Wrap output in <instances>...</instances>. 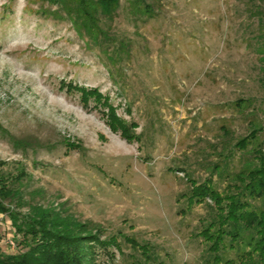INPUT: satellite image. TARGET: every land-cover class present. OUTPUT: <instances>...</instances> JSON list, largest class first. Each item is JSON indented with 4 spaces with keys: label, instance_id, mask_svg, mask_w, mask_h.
<instances>
[{
    "label": "rangeland",
    "instance_id": "374dc122",
    "mask_svg": "<svg viewBox=\"0 0 264 264\" xmlns=\"http://www.w3.org/2000/svg\"><path fill=\"white\" fill-rule=\"evenodd\" d=\"M158 5L137 29L119 10L115 23L131 53L111 61L84 45L68 20L28 11L25 0H0V161L24 164L26 199L115 235L117 245L97 249L96 264H202L196 233L213 203L187 208L186 173L210 177L222 191L219 172L252 160L234 143L256 129L247 148L264 147V0ZM62 80L98 89L127 125L137 124L131 132L139 138L125 139L108 124L106 106L93 98L84 105ZM11 234L0 215L6 253L19 249ZM142 244L154 247V259L141 255ZM225 255L239 264L234 251Z\"/></svg>",
    "mask_w": 264,
    "mask_h": 264
},
{
    "label": "trees",
    "instance_id": "16d2710c",
    "mask_svg": "<svg viewBox=\"0 0 264 264\" xmlns=\"http://www.w3.org/2000/svg\"><path fill=\"white\" fill-rule=\"evenodd\" d=\"M159 1L25 0V8L44 17L68 20L84 45L97 48L112 61L117 56L121 60L131 53V41L125 33L118 31L115 23L119 10L125 12L133 29H137V25L157 14L155 9ZM32 4L37 6L33 8ZM253 6L258 8L259 5L254 3ZM260 6L264 9V5ZM262 56L264 63V53ZM261 73L259 78L264 79V66ZM60 87L68 92L78 91L84 105L93 98L95 104L106 106L103 114L111 128L120 130L129 141L139 138L138 133L131 132L137 124L127 125L98 89L63 80ZM255 132L256 129H252L234 143V148L250 150L252 160L241 162L240 168L232 174L225 169L219 172L227 179L222 191H218L210 177L199 182L186 173L189 188L182 196L187 208L207 199L213 203L209 205L212 213L196 233L205 245L202 264H232L235 258L225 255L229 251L235 252L239 264H264V147L259 143L247 148L255 138ZM77 147L70 143L67 148ZM6 164V161H0V215L9 218L11 239L19 249L14 253L0 250V264H96L98 248L117 245L114 234L103 237V229L98 223L92 220L79 222L70 215L42 206L33 201L32 196L26 199L24 188L30 175L24 164L18 161L10 168L5 167ZM213 167L218 170L217 164ZM23 207L27 212L21 213ZM124 238L133 248L137 247L134 239L126 235ZM140 248L145 259H154V254L151 255L155 252L153 246L150 251L146 244Z\"/></svg>",
    "mask_w": 264,
    "mask_h": 264
},
{
    "label": "built area",
    "instance_id": "2783aa9c",
    "mask_svg": "<svg viewBox=\"0 0 264 264\" xmlns=\"http://www.w3.org/2000/svg\"><path fill=\"white\" fill-rule=\"evenodd\" d=\"M12 245H14V242H13V240L12 239H10V241H9Z\"/></svg>",
    "mask_w": 264,
    "mask_h": 264
}]
</instances>
